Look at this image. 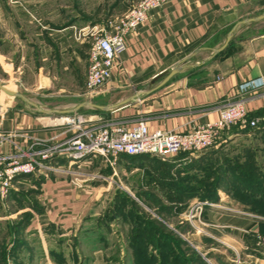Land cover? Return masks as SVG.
Instances as JSON below:
<instances>
[{"label": "crops", "instance_id": "crops-1", "mask_svg": "<svg viewBox=\"0 0 264 264\" xmlns=\"http://www.w3.org/2000/svg\"><path fill=\"white\" fill-rule=\"evenodd\" d=\"M137 1H116L101 18L98 13L89 17L81 9L69 13L67 0H0V84L29 100L0 90V155L26 149L31 139L49 144L63 140L74 131L66 117L81 116L85 124L112 121L128 127L142 119L151 130H179L216 121L220 109L239 97L247 115L262 121L256 132L264 133V87L239 90V84L264 75V27L249 33L264 18L237 25L263 13L264 0L163 2L127 36L111 78L93 95L84 93L94 38L111 31L124 10ZM234 26L227 44L232 51L223 62L205 74L189 73L187 68L216 63L221 51L215 49ZM175 67L178 71L161 84ZM250 132L220 129L219 142L209 149L253 135ZM150 156L121 154L113 163L86 156L75 165H94L121 183L137 171L144 178L152 169ZM56 162L62 164L55 165L59 169L74 166L63 158ZM261 180L264 184V169ZM110 190L105 182L84 183L47 171L13 179L6 196L0 197V206L9 207L0 220L3 227L12 228L10 244L1 239L0 264H111L95 244L86 246L87 254L78 253L84 249L87 224L102 221L95 205ZM257 216L263 219L252 228L264 238V213ZM261 258L257 264H264Z\"/></svg>", "mask_w": 264, "mask_h": 264}, {"label": "rangeland", "instance_id": "rangeland-1", "mask_svg": "<svg viewBox=\"0 0 264 264\" xmlns=\"http://www.w3.org/2000/svg\"><path fill=\"white\" fill-rule=\"evenodd\" d=\"M116 1L119 0H67V3L69 13L78 14L81 9L89 17L98 13L102 18ZM262 27L264 21L253 25L249 33H256ZM232 47L217 54L216 63L207 65L206 62L198 70L187 68V71L205 74L213 70ZM251 119L253 117L247 115L243 123L222 127L252 129L253 135L227 140L221 146L222 151L209 154L206 160L199 153L204 150L194 152L196 157L187 151L179 152L163 160L171 165L146 170L144 178L141 171L134 172L128 181L121 183L110 180L94 165L80 167L76 166L80 164L77 161L73 168L61 166L59 169L55 165L62 164L52 162L47 173L76 177L84 183L105 182L111 189V193L102 194L95 205L102 221L87 224L84 249L79 255L87 254L90 245L95 244L101 247L111 264H139L143 255L139 244L149 243L158 264H257L264 256V238L258 237L252 227L258 219H263L257 215L264 213V191L259 197L256 190L261 186L253 182L257 171L262 173L264 169V133L256 132L262 121L252 127L248 124ZM262 119L264 121V117ZM217 142L219 139H215L214 144ZM239 156H242L239 162L231 160ZM184 161L188 164L181 165ZM27 196L34 198L33 193ZM3 208L1 205L0 215L9 211V207ZM3 221L0 220V242L4 239L10 244L12 228L3 227ZM261 234L264 235V231ZM70 250L68 246V252Z\"/></svg>", "mask_w": 264, "mask_h": 264}, {"label": "built area", "instance_id": "built-area-1", "mask_svg": "<svg viewBox=\"0 0 264 264\" xmlns=\"http://www.w3.org/2000/svg\"><path fill=\"white\" fill-rule=\"evenodd\" d=\"M165 1H137L118 17L111 31H102L94 38L88 54L85 94L93 95L111 78L118 58L126 48L127 36L147 20L150 10ZM261 87H264V75L239 84L241 92ZM247 114L243 98L239 97L220 109L216 121L179 130H151L142 119L128 127L112 121L85 124L81 116L66 117L65 122L74 131L63 140L49 144L31 139L26 149L18 147L15 154L0 155V197L6 196L15 176L35 171L45 172L59 158L66 159L67 165L71 166L86 156H99L111 163L121 154H147L167 160L179 152L193 154L209 149L219 129L245 122ZM258 122L259 118H253L248 124L253 127Z\"/></svg>", "mask_w": 264, "mask_h": 264}, {"label": "trees", "instance_id": "trees-1", "mask_svg": "<svg viewBox=\"0 0 264 264\" xmlns=\"http://www.w3.org/2000/svg\"><path fill=\"white\" fill-rule=\"evenodd\" d=\"M228 48H229V46H227L223 51H221L220 52V54H223L226 50H228ZM250 116V115H249ZM251 117V116H250ZM247 131V130H246ZM249 131H252V129L250 130H248V132ZM221 148L219 147V149L218 150H208L207 152H205L204 154H202L203 156H202V158L204 159V160H206L207 159V156L209 155V154H214V153H217V152H219V150H220ZM244 151H246L245 149H244ZM143 155H146V154H143ZM150 156V155H149ZM151 158H153L154 160H153V163H151V168L152 169H157V170H159L158 168H159V166L160 165H162V164H166V165H171V164H169V163H166V162H164L163 160H160L159 158H156V157H154V156H150ZM242 156H239V157H237V158H231V160H234V159H236V162H239L242 158H241ZM200 159V160H203V159ZM189 160H192V158L190 159L189 158ZM195 160V159H194ZM243 161H246V158H244L243 159ZM186 164H188V162L187 161H184V163H182L181 165H186ZM254 168H256V167H254ZM237 170H238V168H236ZM29 174H31V173H29ZM29 174H20V175H17V176H15V178L16 177H19V176H25V175H29ZM262 174V175H261ZM263 176V172L261 173V172H258L257 171V177H256V180L253 182V184L254 185H260L261 186V188H259V189H257L256 191H257V195L260 197L261 195H263V194H261V191L263 190L264 191V184L261 182L262 180H261V177ZM14 178V179H15ZM259 191V192H258ZM114 216H111V218H113ZM137 237V236H136ZM136 245V244H135ZM140 246H139V248L141 249V251H142V257H141V261H139V264H158V262H155V260H154V253H152V251L150 250L151 249V247H152V244H149V243H146V244H139ZM135 264H137V263H135Z\"/></svg>", "mask_w": 264, "mask_h": 264}, {"label": "water", "instance_id": "water-1", "mask_svg": "<svg viewBox=\"0 0 264 264\" xmlns=\"http://www.w3.org/2000/svg\"><path fill=\"white\" fill-rule=\"evenodd\" d=\"M264 18V12L259 14V15H256V16H253V17H249V18H246V19H243L242 21H240L238 24H242V23H245V22H249V21H255V20H259V19H262ZM236 25V26H237ZM236 26H234L227 34L226 36V40L225 42L217 49H215V53H218L220 51H222L228 44L229 40L231 39L232 35H233V31L235 30ZM178 71V68L175 67L173 68L163 79V81L161 82V84H163L164 82H166L171 76H173V74H175L176 72ZM0 90L2 92H4L5 94L7 95H10V96H13V97H17V98H20L21 100L25 101V102H28L29 103V100L23 95L21 94L20 92L16 91V90H12V89H9L7 87H5L4 85L0 84ZM96 107H99L101 109H106L107 107H104V106H96Z\"/></svg>", "mask_w": 264, "mask_h": 264}]
</instances>
